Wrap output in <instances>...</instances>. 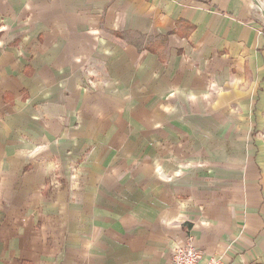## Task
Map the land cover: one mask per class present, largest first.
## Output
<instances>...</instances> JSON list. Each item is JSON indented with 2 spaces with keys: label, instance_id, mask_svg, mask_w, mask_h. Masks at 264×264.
<instances>
[{
  "label": "crops",
  "instance_id": "crops-1",
  "mask_svg": "<svg viewBox=\"0 0 264 264\" xmlns=\"http://www.w3.org/2000/svg\"><path fill=\"white\" fill-rule=\"evenodd\" d=\"M264 264V0H0V264Z\"/></svg>",
  "mask_w": 264,
  "mask_h": 264
},
{
  "label": "built area",
  "instance_id": "built-area-1",
  "mask_svg": "<svg viewBox=\"0 0 264 264\" xmlns=\"http://www.w3.org/2000/svg\"><path fill=\"white\" fill-rule=\"evenodd\" d=\"M204 254L198 247L196 240L188 234L184 243L175 248L172 258L167 264H199Z\"/></svg>",
  "mask_w": 264,
  "mask_h": 264
}]
</instances>
